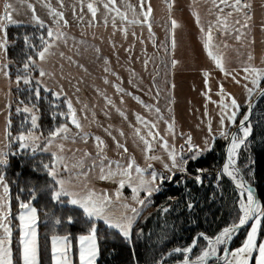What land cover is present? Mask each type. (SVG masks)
Returning <instances> with one entry per match:
<instances>
[{"label": "rangeland", "instance_id": "1", "mask_svg": "<svg viewBox=\"0 0 264 264\" xmlns=\"http://www.w3.org/2000/svg\"><path fill=\"white\" fill-rule=\"evenodd\" d=\"M10 2L13 4L15 10L17 7H19V10H29L27 6L29 3L32 5L35 4L34 7L49 3L42 0L39 2H37V0H34V2H28L27 0H10ZM4 3L5 0H0V12H2ZM66 3L70 4L72 0H66ZM217 3H219V0H217ZM246 3L251 5L250 8L243 10L251 16V19L247 21L249 25L248 28L242 26L247 19L242 12H235L231 8L220 5L221 8H224V12L221 13L219 8L213 5L212 0H199L197 3L199 10L197 12L195 11V13H191L192 15L186 13L184 22L180 25L177 23L179 26L175 29H172L166 12H162L163 17L161 20L163 21H153L151 23V33L149 31L147 36H145V34L142 36L141 30L143 27L137 26L134 38L130 43L113 41L112 25H107L102 31L100 30L101 28H98L95 24H93V26H81L80 23H76L75 25H68L65 28H60V31L66 35L67 43L65 44L64 41H58V46L51 50L55 55L48 56L45 61H39L38 58L36 59L34 68L38 72V76H35L33 72L28 74L30 75L31 82L42 80L43 84L51 89L49 92H52L54 96H56L55 93L61 92V88L63 89L59 98H64L65 102L69 99L71 100L72 106L76 110L77 117L83 125L82 133H86L89 136L87 143H84L78 136L76 137L75 143L71 142V140L60 141L65 147V151L62 155L68 157L69 161L72 163L78 159H84L86 170L97 157L98 149L93 138L100 137L106 145L102 153L103 156L107 157V159L104 160L105 164H107L108 161H119L121 164H127L129 159L132 158L137 165L143 169H147L148 172L155 169L157 172L168 176L169 174L164 171L160 160H146L143 151L144 144L135 134V129L129 126L131 122L132 125L140 129L141 135H146L147 130L144 129L142 125L136 123V114L146 117L148 120H156V113L154 111L150 113L135 98L143 101L144 104L152 106L153 109L157 107L160 109V114L163 116V119L157 122L159 133L167 139L170 146H174L178 157L181 154L182 146L184 149L182 153L184 158L188 159L192 156V153L187 150L188 146L185 143L188 136L192 137L193 144L199 145L201 148L204 147L206 138L212 142V148L217 141H222L224 143V149L226 147L228 148L230 136L226 139L220 136L219 133L220 131H226L231 134L237 126L232 125L226 120L225 128H220L221 109L219 105L221 102L227 103V97L229 95L234 97L237 103L242 102L239 104L240 107L236 115V125H239L243 117L248 114L251 101L254 100L264 88V80H262L259 88H254L249 98L245 87V85H247L248 88H253V85L250 83L252 79L251 76L245 79V76L248 74L243 71L244 68L252 66L258 69H264V0H246ZM228 12H233V15L228 17L229 32L225 34L223 31L213 30V44L217 46L218 54L223 58L224 67L230 73V75H225L224 72H221L219 68L216 67L215 61L208 56L207 50L204 47L205 36L201 33L200 28L195 22V15L197 13L199 14L201 25L207 29L210 21L215 23L218 15L223 18ZM236 19H239L241 23L234 24L233 22ZM5 26L7 28L8 24ZM236 26L238 28L242 27L246 33L245 43L248 50L246 55L235 65L234 63L238 60V58H236L238 52H235L234 48L231 44L227 43L226 40L234 33L232 30H234ZM217 28H219V25H217ZM2 35L3 33H0V36ZM173 36L175 40L174 48L172 47ZM225 44H227V47H225ZM113 45H115V47H113ZM165 45L168 49L167 52L165 51ZM97 48L100 50L99 53L96 52ZM217 48H213L212 50L217 52ZM116 51H133V57L124 56V58H122L123 62L131 61V68H133L131 74L126 73L120 75L115 70V58L113 53ZM61 52L64 53L63 57L59 55ZM228 55L235 56V60L229 62ZM249 55L252 56V60L248 59ZM105 59L109 62L108 64H105ZM173 59L178 62L175 66L172 65ZM146 60L148 61L147 64H145ZM3 64L8 65L7 71L9 77L6 78L3 72H0V152L17 153L24 151L32 154L43 153L51 155V152L57 151L55 146H53L49 152L40 151V148L44 147L45 136H41L40 139L36 141L39 148H37L35 153H33L30 148L21 149L19 143L15 139H12L9 146L5 131L9 115L11 126L12 116L22 114L24 115L23 119L25 120V124L29 123L31 127L30 116L31 114H35L38 117L37 124L39 125L35 130L37 135L41 133L40 116L38 110L33 106H28L31 108V113H25L23 111L17 112L18 107L22 109L27 105H23L20 100L15 98L14 89L22 88L23 85H29L30 83L25 84L23 80H21L19 84L16 83L17 75H12L9 68L10 62L7 57L5 58L4 52L0 50V65ZM80 65L83 67H80ZM105 68H108L109 71L106 72ZM40 70L51 73L52 75L41 78L39 76ZM205 73H208L207 78L204 75ZM105 79H107L109 83L106 84L104 82ZM113 85H119L120 88L124 90L123 104L120 103L121 94L117 93ZM221 85L223 94H221ZM77 88H79V91L76 90ZM97 90H99V94ZM157 91H159V96L156 95ZM126 93H132V95H127ZM105 96L113 100L116 107L126 113L127 120H125L115 108L109 107L106 104L104 99ZM9 104L11 105L10 109L6 107V105ZM260 112L264 114V100ZM93 113H95L94 116ZM85 116L87 117L86 119L84 118ZM68 118L69 123L67 125L70 129V135L76 136V133L80 130L76 129L71 124V117L69 115ZM165 121L168 123L174 122L175 136L169 134L167 131L168 123H165ZM256 123H258V121ZM209 124L211 125L212 133L215 134L214 137L209 136ZM251 128L252 135L260 131L264 141L263 131L258 129L257 125L254 127V123H252ZM106 129L108 131H105ZM121 131L124 133L123 136L120 135ZM108 132H111V135H109ZM239 135L242 136V132H239ZM13 137L15 138L16 136ZM112 137H115L116 140L120 141L121 144H124L128 148L127 154H124L122 149L117 148ZM148 139H151V137H148ZM248 140L246 141V145H242L239 148L236 160L238 162L241 155L246 153L245 170L250 180L246 179L245 175L244 177L246 181L253 183L251 178L253 173L251 154L248 152L247 148ZM15 142L18 143L16 150L11 147ZM85 152L91 153V157L85 158L83 156ZM148 155L160 156L165 162H168L167 152L163 150L160 143L157 141H153L152 151L148 153ZM226 162L227 160L225 159V163ZM96 163L99 164L100 161L96 159ZM149 163L152 165V169L148 168ZM114 167L115 165H113V168ZM60 173L67 178L68 174L63 172L62 167ZM177 174L182 173L177 172L176 175ZM99 177L100 170L99 167H97L86 179L81 177L79 180H75L74 184L76 187L74 190L80 191L82 186L86 183L88 187L93 189L97 194L106 192L109 196L113 197V203L109 208L111 215L114 217H120L125 214L132 215L123 205L127 204L129 207H139V205L135 202L134 194L131 187H129L128 181L125 182V187L120 189V199L116 200L115 193L118 188L120 177L117 176L115 179L106 180H101ZM145 178H147V172L145 173ZM138 179L135 173H133L132 183H138ZM156 194L157 193L153 194L150 198V202L143 210L153 203ZM144 195L143 192L139 194L140 198H144ZM242 199H244V197H241V200ZM0 206H3L0 207V225H6L10 228L12 233L10 192L5 194L2 186H0ZM29 207L33 206L29 205ZM28 211V208H22L17 216L20 229L21 221L19 217L25 215L27 222ZM5 215L7 216L6 220L3 219ZM139 216L135 219L132 229ZM253 223L254 221L248 227L233 233L231 247L229 249L230 252L227 256L224 255L225 258L228 260L233 259L230 253L243 246L248 233L251 231V225ZM38 224L39 220L36 214L35 222L32 224V227L35 229V242L39 252ZM261 227L262 221L257 234V244L264 243V237H260ZM220 232L221 230L216 235ZM216 235L207 237L214 239ZM4 236L3 227H0V237ZM200 236L201 235H198L196 238ZM54 237L62 238L56 242V247L58 249L57 258H59L60 253H66L69 264H74L72 246L68 238L62 236ZM23 238L27 239V237ZM205 242L206 244L199 249L197 243V247H195L190 254L191 258L194 259L196 256L200 255L201 250L207 245L206 240ZM191 244L192 243H190V245ZM87 245V241L82 243L78 238V264H81V251L83 249L86 252ZM7 246L10 248V244ZM96 246L98 248L97 238ZM225 246L226 244L218 245L216 252L223 255L222 250ZM176 248L178 247H175L169 252L163 264H182L185 254L183 252H175L174 250ZM252 255L253 259L250 262L251 264H255L254 258L256 253ZM173 257H176V259L171 260ZM167 259H169L168 262H166ZM13 264H15L14 261Z\"/></svg>", "mask_w": 264, "mask_h": 264}, {"label": "snow or ice", "instance_id": "2", "mask_svg": "<svg viewBox=\"0 0 264 264\" xmlns=\"http://www.w3.org/2000/svg\"><path fill=\"white\" fill-rule=\"evenodd\" d=\"M60 4V7H64V0H57ZM81 8V13H83V9L86 6L89 13H91L92 20L89 21V26H93V23L96 19L97 12L99 11V7H103L104 14H103V23L107 26L109 23L112 24L114 29H117V21H120V24L124 27L117 29L124 31L125 35L127 34V25H137V24H148L149 31L151 33V23L150 17L152 14V7L150 4V0H138V6L133 5L129 2V0H120L117 3V0H87L85 4V0H78ZM212 3L215 7L219 8L220 12H224V8H221L220 5H224L227 8L233 9L235 12H242L243 15L247 18L244 23L243 27L248 28L249 25L247 23L248 20L251 19V16L244 12V9L250 8L251 5L246 3L245 0H212ZM28 8L32 10L33 15L31 17L32 21L41 28L47 27V38L43 35L40 37L41 46L37 48L34 44L31 43L29 37L25 36V46L32 49L34 55L38 57L39 61H45L48 56L55 55L54 52L51 50L54 47H57L58 41H64L67 43V38L65 33L60 31L61 26L67 27L68 21L64 19V13L62 11H58L52 8L50 3H45V7L49 10V15L53 18V23L56 25L55 30L51 27H48L43 20H41L35 14V7L31 3H29ZM137 7L139 11H137ZM171 8V4L169 5ZM16 10L14 9L13 4L10 0H5L3 5L2 12H0V33H3L0 36V50H2L5 54V58L7 57L8 52V36H7V28L6 24L8 25H16L20 26L22 22L16 21L13 19V13ZM129 13L131 15H129ZM73 15L76 16V8L73 5ZM233 12H228L226 15L221 18V16H217L216 22H209L207 29L203 25H201L199 14L195 15V22L197 26L200 28L201 33L205 36L204 47L207 50L208 56L215 61L216 67L219 68L221 72H224L225 75H230L227 69L224 67L223 58L221 55L218 54V48L216 45L213 44V30L223 31L227 34L230 30L228 24V17H231ZM143 17V19H141ZM78 22L83 23L84 17L80 15L77 17ZM62 22V23H61ZM234 24H240L241 21L236 19ZM219 25V28H217ZM179 25L177 24L175 19H171V27L175 29ZM236 33L235 39L239 41L241 36L245 35V33L241 32L240 29H235ZM134 35V33H133ZM115 47V45H113ZM165 51L167 52V46L165 45ZM172 47H175V40L174 36L172 37ZM227 47V44H225ZM217 48V52H214L212 49ZM99 49H96V52L99 53ZM61 57L64 56V53H59ZM71 59V58H69ZM249 60H252V56L249 55ZM147 60L145 64H147ZM23 63V70L25 75H17L16 83L19 84L21 80L25 84L31 83V78L29 70L34 68L36 65V60L33 58V55H27L26 59L22 62ZM109 62L105 59V64ZM178 62L173 59L172 65L175 66ZM80 67H83L80 65ZM8 65L3 64L0 65V72H3L6 78L9 77V73L7 71ZM105 71L108 72L109 69L105 68ZM243 71L248 74L245 76V79H248V76H251L252 79L250 83L253 85V88H248L247 93L249 98L252 95L254 88H259L260 82L264 80V69H258L252 66H248L243 69ZM51 73H46L43 70H40L39 76L41 78L45 76H51ZM134 75V73H133ZM207 78L208 73L204 74ZM106 84L109 83L107 79L104 81ZM36 87L33 89L34 95L39 98L40 97V88L43 87L46 91H51L47 87V85L43 84L42 80L36 81ZM116 89L118 94H121L120 103L123 104V94L124 90L120 88L119 85H113ZM79 91V88L76 89ZM63 89L61 88V92L55 93L57 98L61 95ZM99 94V90H97ZM127 95H132V93H126ZM221 94H223V88L221 85ZM261 94L264 95V90H261ZM159 96V91L156 93ZM135 98V97H134ZM106 104L109 107L115 108L116 111L125 119L127 120V115L124 113L120 108L116 107L113 100L108 98L107 96L104 97ZM137 101L143 105L145 109H147L150 113H156V120H148L146 117H143L139 114H136V123L142 125L144 129L147 130L146 135H141V131L139 128H136L130 122V127L135 129V134L139 137L140 141L144 144V153L146 160H160L163 165V169L169 175L165 176L163 173L157 172L155 169H152V165L149 163L148 168L152 169L150 172L147 169L141 168L139 165L136 164L135 160L130 158L127 164H121L119 161H108L107 164L104 163V160L107 157L103 156V149L106 147L104 141L101 140L100 137H94L93 139L96 142L97 157L100 161L99 164L96 163V159H94L91 165L85 170L84 159H78L74 163L69 161V158L62 155L65 151L64 144L60 141H67L71 140V142H76V137L78 136L84 143H87L89 140V136L86 133H82L83 125L80 123V119L77 117L76 110L73 108L71 100H67V109L69 115L71 117V124L78 130L79 132L76 133V136L70 135V129L67 124L60 125L55 129L51 130L47 137H45V144L44 147L40 148V151L49 152L50 149L55 146L57 151L51 152L53 163L50 164H43V168L47 171L48 176L51 177L53 184L49 185L51 189V198L53 201L64 203L65 201L62 200V197L67 198V203L78 207L82 210L84 217L86 220L92 222L89 225V235H81L79 237L80 241L83 243L84 241L88 242V245L85 250L82 249L80 260L81 264H95L96 257L98 256L99 250L96 246V233H97V226L95 221L103 220L104 224L107 225L108 228L116 229L119 233L126 239L131 240V230L135 219L140 215L141 211L147 204L150 202V198L153 196L154 193H158L161 190L162 185L167 182H172L176 176L177 172L181 173H188L187 165L190 160H197L199 156L202 155L206 151L212 150V142L209 141L207 138L204 142V147L201 148L199 145H195L192 143V137L188 136L185 143L187 144V150L192 153V156L188 159H185L182 155L184 149L183 146L181 148V154L178 157V154L175 151L174 146H170L168 144L167 139L160 135L157 122L163 119V116L160 114V109L154 108L147 104H144L143 101ZM228 102L224 103L221 102L219 105L221 112H220V128H225V121H229L232 125L238 127V133H231L229 134L226 131H220L219 135L224 138H229L230 136V146L227 149V162L223 165L221 170V176L227 175L228 177L232 178L236 181V186L241 189V196L244 197L239 202V210L237 215V221L234 222L232 226L225 227L215 238H209L204 234H200L201 237L207 241V245L204 249L201 250L200 255L196 256L194 259L191 258L190 254L193 252V249L197 247L198 239L194 238L193 242L190 246L185 247L184 249L176 248L175 252H183L185 254L182 264H208V261L215 257L217 252V246L226 244L229 240H231L232 235L238 228L243 227L244 225L248 224L250 220L254 221L251 225V231L248 233L247 239L242 247L238 248L237 250L230 253L232 260H228L225 258V264H250V261L253 259V253H256L254 258L255 264H264V243L257 244V234L260 229L261 221L264 219V207H262L259 203L256 202L251 189L246 186L242 179H237L239 175V169L236 168V157L238 156V150L242 145H246V141L252 135V128L249 124V115H245L243 119L240 121L239 125H236V115L239 110V105L237 100L230 95L227 97ZM158 103V101H157ZM9 109L11 105H6ZM86 107V106H85ZM23 111L25 113H31V108L28 106L21 108H17V112ZM207 114V113H206ZM62 115H64L62 113ZM95 113H93V116ZM87 118L86 116L84 117ZM38 117L35 114H31L30 116V123L31 127L29 129L22 130L14 139L19 143L21 149L30 148L33 153L37 151L39 145L36 143L43 136V133L40 135L36 134V129L39 127L37 124ZM165 123H168L165 121ZM23 127V125H22ZM209 136H215L212 133L211 125L209 124ZM6 139L9 141V146L12 142V133H11V119L9 115V119L6 123ZM105 131H108L107 129ZM167 131L169 134L175 136L174 130V122L168 123ZM239 132H242V136L239 135ZM111 135V132H108ZM120 135L123 136L124 133L121 131ZM151 137V139H148ZM118 149H122L124 154L128 153V148L121 144L120 141L116 140L115 137H112ZM153 141H157L160 143V146L163 148L165 152L168 154V162H165L160 156L156 155H148L152 151ZM14 155V153H11ZM9 153L0 152V166H7V156ZM85 158L91 157V153L85 152L83 154ZM113 165L115 167L113 168ZM63 168V172L67 173V178L61 175L60 169ZM99 167L100 170V179H115L117 176L120 177L118 181V188L115 193V199L119 200L121 197L120 189L125 187V182L128 181L129 187L134 194L135 202L139 205V207H129V205L124 204L123 207L132 213V215H122L120 217H114L110 214L109 208L113 203V197L109 196L108 193L97 194L93 189L89 188L88 185L85 183L82 186L80 191L74 190L76 185L74 184L75 180H79L81 177L85 179L89 176V174L95 169ZM205 170L202 168H198L197 172L202 173ZM147 172V178H145V173ZM133 173L139 178L138 183L133 184L132 178ZM195 180L198 183H202L201 177L197 175ZM0 186L3 187V192L5 194L9 193V187L7 183H5V178L3 175H0ZM58 186V187H57ZM35 191V190H34ZM143 192L144 198H140L139 194ZM246 193V196H245ZM35 197L33 196V199ZM171 199V197H169ZM22 208H28L29 211L27 213V222L26 216L21 215L19 217L21 221V231H22V251H21V260L22 264H40L39 260V253L38 248L35 242V229L32 227V224L35 222L36 218V209L34 207H29V205L22 203L20 205ZM3 207V206H0ZM192 205L189 204V208ZM167 211V209H165ZM3 219H7V216H3ZM68 222H73V217H68ZM57 223H60L57 220ZM3 227V231L5 233L4 237H0V264H13L12 260V253L10 248L7 246L10 244V236L11 230L6 225H0ZM27 237V239L23 238ZM60 237L53 238V248H52V258L54 264H69L66 253H60L59 258H57L58 249L56 247L57 240H60Z\"/></svg>", "mask_w": 264, "mask_h": 264}, {"label": "trees", "instance_id": "3", "mask_svg": "<svg viewBox=\"0 0 264 264\" xmlns=\"http://www.w3.org/2000/svg\"><path fill=\"white\" fill-rule=\"evenodd\" d=\"M47 30V27L36 25L7 26V59L12 75L25 74L22 62L27 55H33L35 60L38 58L32 49L25 46V36L39 48L40 37L43 35L47 38ZM31 72L38 76L35 68H31L29 73ZM36 86V81H32L29 85L14 89V95L23 105L33 106L38 110L40 131L47 137L51 130L69 123L68 109L64 98H57L43 87L40 88V97L37 98L33 93ZM263 100L264 96L256 104L250 123H254V127L257 125L264 133V114L260 112ZM23 118L22 114L12 116V137L30 128ZM17 144H12V149L16 150ZM224 146L222 141H217L211 151L204 152L197 160L189 161L187 174H177L172 182L166 181L162 185L161 190L154 196L153 203L140 214L132 229L130 241L118 230L108 228L103 221H95L99 248L96 264H160L175 247H188L200 234L212 237L223 228L232 226L237 221L242 196L232 178L221 176L225 164ZM247 148L251 154V178L257 187L258 198L264 205V141L260 131L250 137ZM245 156L246 153L241 155L238 164L246 179L250 180L245 170ZM45 163H53L52 155L21 151L14 155L10 152L7 166H0V175L4 176L10 191L12 259L15 264H21V229L17 216L22 210L20 205L24 203L36 209L39 220L40 264H53L54 236L68 238L74 264H78V238L89 234V225L92 222L85 219L81 209L68 204L66 197L61 198L64 203L52 200L49 185L53 181L43 168ZM198 168L205 171L199 173ZM197 175L201 177L202 183L195 180ZM189 204L192 205L191 208ZM69 216L73 217L72 223L68 222ZM260 237H264V219ZM205 244L200 236L198 249ZM175 259L173 257L171 260ZM168 261L169 259L166 262Z\"/></svg>", "mask_w": 264, "mask_h": 264}, {"label": "crops", "instance_id": "4", "mask_svg": "<svg viewBox=\"0 0 264 264\" xmlns=\"http://www.w3.org/2000/svg\"><path fill=\"white\" fill-rule=\"evenodd\" d=\"M27 1L28 2H34V0H27ZM39 1L40 0H37V2H39ZM42 1H47L49 3L51 2L50 4H51L52 8H54L58 11H62L64 13V19H66L68 21V25H75L76 23H80L77 20V17L80 15H83V17H84L83 23H80L81 26H88L89 21L92 20L91 13L88 12L86 6L83 9V13H81V10H80L81 6L77 0H72V3H70V4L66 3V0H64V7L63 8L60 7V4L57 2V0H42ZM119 2H120V0H117V3H119ZM129 2L133 5L138 6V0H129ZM198 2H199V0H150L151 7L153 9L151 17H150V23H152L153 21H155V22L163 21V20H161L163 17L162 12H166L167 18H169L170 23H171V19H175L176 22L179 23V25H180L182 22H184V20H185L184 16L186 13L192 15L191 13H195V11L197 12L199 10L198 6H197ZM86 3H87V0H85V4ZM170 4H171V8H169ZM73 5H75V8H76V16L73 15ZM165 7H166V9H165ZM137 11H139L138 7H137ZM35 14L41 20H43L47 26L55 29L56 25L53 23V18L49 15V10L47 7H45V5H38L37 7H35ZM103 14H104V9L101 6V7H99V11L97 12L96 19L93 23L98 28H101L100 29L101 31L105 27H107L103 23ZM32 15H33V12L31 9L19 10V7H17L16 11L13 13V19L16 21L22 22L21 24L36 25L31 19ZM129 15H131V14L129 13ZM141 19H143V17H141ZM108 25H112V24L109 23ZM137 26L143 27L141 30L142 36L144 34H145V36L148 35L149 28H148L147 22L143 23V24H137V25H127V34L125 35L124 31L117 30V29L124 27L123 25L120 24V21L118 20L117 21V29H114L112 27L113 41L130 43L132 41V39L134 38L133 33L135 34ZM61 28H65V27L61 26ZM237 28L238 27L236 26L235 29H237ZM241 28H238V29H240L241 32L245 33L243 28L242 29ZM235 29L232 30V32H234V33L230 37H228L226 42L231 44V46L234 48L235 52H238V55L236 56V58H238V60L234 63L236 65L238 63V61H240V59L246 55L248 49H247V45L245 43L246 33H245V35L241 36V39L239 41H237L235 39V36L238 33H236ZM132 53H133V51L132 52L131 51H129V52H119V51L117 52L116 51L115 53H113L114 58H115V61H114L115 70L120 75H124L126 73L127 74L132 73L133 68H131L132 67L131 61L130 60H129V62L128 61L127 62L122 61V58H124V56H128L130 58L133 57ZM228 56H229V58H228L229 62L235 60V56H231V55H228ZM229 66H230V64H229ZM241 103L242 102H238V105ZM11 225H12V223H11ZM10 238H11V236H10Z\"/></svg>", "mask_w": 264, "mask_h": 264}, {"label": "water", "instance_id": "5", "mask_svg": "<svg viewBox=\"0 0 264 264\" xmlns=\"http://www.w3.org/2000/svg\"><path fill=\"white\" fill-rule=\"evenodd\" d=\"M262 90H264V88H263ZM261 96H264V95H262V94H261V91H260L259 94L255 97L254 101H255V102L258 101V100L261 98ZM250 113H251V112H250ZM250 113H249V114H250ZM249 124H250V126H252V124H251L250 122H249ZM237 132H238V127H236V128L232 131V133H237ZM228 145L230 146V141H229V144H228ZM227 149H228L227 147L224 149L225 159H226V160H227ZM235 166H236L237 169H239V175H238L237 179H242L243 182L246 184V186L252 185L253 188H254L253 196H254L255 200H257V202L261 203L260 200H259V198H258L257 187H256L255 183H254V182H253V183H250V182L246 181V179H245V177H244V173H243L241 167L239 166L237 160H236V165H235ZM260 205H261L262 207L264 206L262 203H261ZM252 222H253V221L250 220V221L248 222V224L244 225L243 227L238 228L237 231H235V232H239V231H241L243 228L248 227ZM165 259H166V256L163 258V260H162V262H161L160 264H163V262L165 261Z\"/></svg>", "mask_w": 264, "mask_h": 264}, {"label": "built area", "instance_id": "6", "mask_svg": "<svg viewBox=\"0 0 264 264\" xmlns=\"http://www.w3.org/2000/svg\"><path fill=\"white\" fill-rule=\"evenodd\" d=\"M246 2V0H245ZM224 229V228H223ZM222 229V230H223ZM221 230V231H222ZM233 237V236H232ZM231 241H232V238L231 240H229L227 243H226V246L223 248V255L221 253H217L215 257H212L209 261H208V264H225V256H227V254L230 252V247H231ZM182 253V252H181ZM169 255V253L166 255V257ZM225 255V256H224ZM251 264V262H250Z\"/></svg>", "mask_w": 264, "mask_h": 264}, {"label": "bare ground", "instance_id": "7", "mask_svg": "<svg viewBox=\"0 0 264 264\" xmlns=\"http://www.w3.org/2000/svg\"><path fill=\"white\" fill-rule=\"evenodd\" d=\"M263 96H261V98H262ZM260 98V99H261ZM259 99V100H260ZM258 100V101H259ZM258 101H254V100H252L251 101V103H250V105H249V110H248V114L247 115H249V122L251 121V119H252V116H253V111H254V108H255V106H256V104L258 103ZM251 112V113H250ZM250 113V114H249ZM247 187H249L250 189H251V192H252V194L254 193V188H253V186L252 185H249V186H247ZM256 202H257V200H256ZM257 203H259V202H257ZM259 204H261V203H259Z\"/></svg>", "mask_w": 264, "mask_h": 264}]
</instances>
